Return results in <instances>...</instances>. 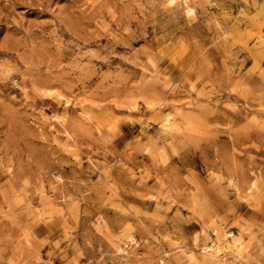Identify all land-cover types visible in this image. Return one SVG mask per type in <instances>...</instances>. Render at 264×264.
Instances as JSON below:
<instances>
[{
    "label": "rangeland",
    "instance_id": "rangeland-1",
    "mask_svg": "<svg viewBox=\"0 0 264 264\" xmlns=\"http://www.w3.org/2000/svg\"><path fill=\"white\" fill-rule=\"evenodd\" d=\"M0 264H264V0H0Z\"/></svg>",
    "mask_w": 264,
    "mask_h": 264
}]
</instances>
